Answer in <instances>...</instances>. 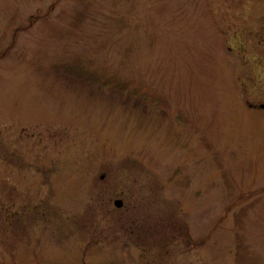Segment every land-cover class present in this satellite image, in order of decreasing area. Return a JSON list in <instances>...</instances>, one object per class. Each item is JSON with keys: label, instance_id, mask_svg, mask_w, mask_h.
<instances>
[{"label": "rangeland", "instance_id": "rangeland-1", "mask_svg": "<svg viewBox=\"0 0 264 264\" xmlns=\"http://www.w3.org/2000/svg\"><path fill=\"white\" fill-rule=\"evenodd\" d=\"M261 105L264 0H0V264H264Z\"/></svg>", "mask_w": 264, "mask_h": 264}, {"label": "water", "instance_id": "water-1", "mask_svg": "<svg viewBox=\"0 0 264 264\" xmlns=\"http://www.w3.org/2000/svg\"><path fill=\"white\" fill-rule=\"evenodd\" d=\"M264 105H261V107H263ZM113 204L116 206V207H120L122 205V201L120 199H115L113 201Z\"/></svg>", "mask_w": 264, "mask_h": 264}]
</instances>
